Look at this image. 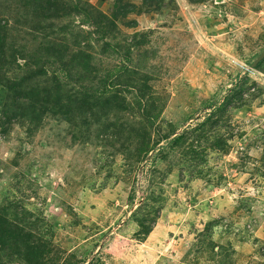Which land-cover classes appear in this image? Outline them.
<instances>
[{"label": "rangeland", "instance_id": "374dc122", "mask_svg": "<svg viewBox=\"0 0 264 264\" xmlns=\"http://www.w3.org/2000/svg\"><path fill=\"white\" fill-rule=\"evenodd\" d=\"M263 50L264 0H0V264H264Z\"/></svg>", "mask_w": 264, "mask_h": 264}, {"label": "water", "instance_id": "95a60500", "mask_svg": "<svg viewBox=\"0 0 264 264\" xmlns=\"http://www.w3.org/2000/svg\"><path fill=\"white\" fill-rule=\"evenodd\" d=\"M264 54V50L262 51V53L257 57L258 59L261 58ZM256 60V59H255Z\"/></svg>", "mask_w": 264, "mask_h": 264}, {"label": "trees", "instance_id": "16d2710c", "mask_svg": "<svg viewBox=\"0 0 264 264\" xmlns=\"http://www.w3.org/2000/svg\"><path fill=\"white\" fill-rule=\"evenodd\" d=\"M5 240V239H4Z\"/></svg>", "mask_w": 264, "mask_h": 264}]
</instances>
